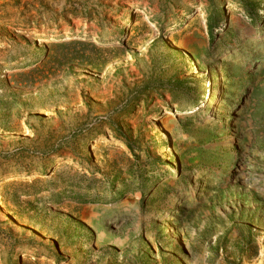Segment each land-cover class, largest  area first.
<instances>
[{
    "label": "rangeland",
    "instance_id": "obj_1",
    "mask_svg": "<svg viewBox=\"0 0 264 264\" xmlns=\"http://www.w3.org/2000/svg\"><path fill=\"white\" fill-rule=\"evenodd\" d=\"M0 264H264V0H0Z\"/></svg>",
    "mask_w": 264,
    "mask_h": 264
},
{
    "label": "bare ground",
    "instance_id": "obj_2",
    "mask_svg": "<svg viewBox=\"0 0 264 264\" xmlns=\"http://www.w3.org/2000/svg\"><path fill=\"white\" fill-rule=\"evenodd\" d=\"M172 46H175L174 44H172Z\"/></svg>",
    "mask_w": 264,
    "mask_h": 264
}]
</instances>
